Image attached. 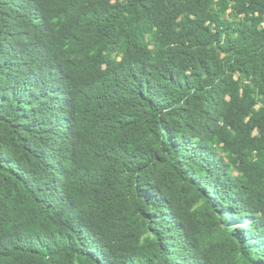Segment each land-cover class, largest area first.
<instances>
[{
	"label": "trees",
	"instance_id": "16d2710c",
	"mask_svg": "<svg viewBox=\"0 0 264 264\" xmlns=\"http://www.w3.org/2000/svg\"><path fill=\"white\" fill-rule=\"evenodd\" d=\"M0 264H264V0H0Z\"/></svg>",
	"mask_w": 264,
	"mask_h": 264
}]
</instances>
